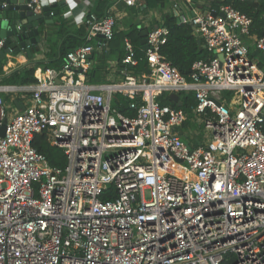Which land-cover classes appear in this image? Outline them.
<instances>
[{"label": "built area", "instance_id": "2783aa9c", "mask_svg": "<svg viewBox=\"0 0 264 264\" xmlns=\"http://www.w3.org/2000/svg\"><path fill=\"white\" fill-rule=\"evenodd\" d=\"M27 6L41 11L39 0ZM216 7L215 16L208 9L177 21L194 27L209 55L188 78L161 54V26L143 50L150 75L124 68L138 60L125 39L121 79L88 83L90 55L113 38L109 6L86 16L88 43L59 69L0 84V264H264V71L244 40L251 18ZM254 46L264 53V35ZM163 93L193 97L206 134L199 143L183 141L187 117L161 105ZM3 94L27 105L7 112ZM116 95L132 116L112 106ZM40 134L62 150L63 166H48L33 147Z\"/></svg>", "mask_w": 264, "mask_h": 264}, {"label": "trees", "instance_id": "16d2710c", "mask_svg": "<svg viewBox=\"0 0 264 264\" xmlns=\"http://www.w3.org/2000/svg\"><path fill=\"white\" fill-rule=\"evenodd\" d=\"M167 2V0H141V5L138 6L137 11L146 12L157 7H162ZM210 6L216 5H230L235 10L240 13L245 14L252 20V26L250 29V34L255 35V37H261L264 35V0H209ZM142 6L144 8L142 9ZM131 8V7H130ZM142 9V10H141ZM159 26L166 27L168 30V35L166 37V42L161 47V54L165 57L166 61L173 67H175L181 76L188 78L191 73V66L194 62L198 60H206L209 55L205 48L201 44L198 45V41L193 34L192 26L188 23L181 24L177 23V18L174 16H169L162 20ZM61 29H59L60 33ZM142 29H138L136 25L130 27L128 31H116L113 29V38L106 43L105 50L101 53H97V60H101L105 57L108 51L110 56L115 55L117 57V71L119 72L123 67L121 65V60L125 55V39H128L135 48V53L137 57V64L135 66H125L127 71L132 75L139 76L145 74L148 71V64L144 58V51L139 44V35ZM86 29L82 28L76 38H66L61 47L59 48V54L56 55V60L52 63H48L45 68L57 67L59 61H63L67 52L76 49L79 46L85 45L88 42L85 38ZM80 37V38H79ZM79 38V39H78ZM80 40V41H78ZM249 56L252 57L251 53L253 48L249 47ZM52 55L57 54L55 49H53ZM58 57V58H57ZM62 65V64H61ZM260 66H262L260 64ZM106 71V66L104 64H94L92 69L87 73V82L94 83L101 78V75ZM35 67L24 68L15 71L7 79L8 83H23L30 84L35 83L36 79L34 77ZM158 101L161 105H168L174 108H180L186 115L187 119L184 126L196 125L195 123H188L193 118L191 108L194 104V100L188 95H183L180 100V106H177L176 102L169 100L168 96L163 93ZM112 106L116 108L119 112L132 116L133 112L129 111L127 101L125 98L116 95L112 100ZM186 139L189 141L190 145L192 139L187 136ZM33 147L46 158L47 164L50 167H61L64 165V154L61 149L57 148L47 142L44 134H40L35 137L32 142ZM110 195H102V200H107Z\"/></svg>", "mask_w": 264, "mask_h": 264}, {"label": "crops", "instance_id": "0c3cea01", "mask_svg": "<svg viewBox=\"0 0 264 264\" xmlns=\"http://www.w3.org/2000/svg\"><path fill=\"white\" fill-rule=\"evenodd\" d=\"M39 3L41 8L50 6V11L54 13V15L51 16L52 22L47 25H42L39 28V37L41 39L39 51L35 52L31 57H28L21 52L16 54L9 49L6 50L4 60L0 61V84L23 85V83L20 82L8 83L7 79L15 71L20 69L35 67L36 73L40 69H45L48 63L54 62L56 60V55L59 54V48L63 41L69 37L77 39L79 31L82 28L86 29L83 23L89 13H94L98 17H101L105 15L107 8L112 6V15L115 20L114 28L116 31H128L131 26L136 25L138 29H142V31L148 30L149 32L154 28L161 27L159 24L162 23L163 19L169 16H174L176 18L184 16L186 19L190 20L195 13L207 11V5L210 6L209 0H167L162 7L142 12L137 11V7L141 5V0H138V6L134 8L125 7L122 3L113 5L110 4L108 0H39ZM143 8L144 6H142V9ZM59 29H61L60 33ZM255 38V35L250 34L249 37L244 39L247 45L249 43L248 48L252 45V52L256 50L254 46ZM53 49H55L57 53L55 56L51 54ZM257 53L259 52L257 51ZM257 53L254 56L251 53L252 57L250 58L255 63H258L259 67L264 71V58L262 60H256L255 57ZM261 53L264 54L263 52ZM96 57H98L97 53H95L93 57L95 64H104L106 66V71L101 75L99 80L103 79L105 83L118 82L121 76L117 71V57L115 55L110 56L109 51L100 61L97 60ZM62 62L59 61L57 67L51 68L59 69ZM260 64L262 66H260ZM99 80H97V82ZM169 95L170 94L167 95L168 98ZM177 96L180 103L183 95ZM189 97L193 99L192 96ZM2 99L4 109L7 112L20 111L27 105V102L24 99L23 101L17 95L3 94ZM6 103H8L7 107L5 106ZM192 117L193 118L188 123H197L196 117L194 115ZM186 127L188 126H182V128ZM182 128L180 129L181 133ZM191 139V144L194 145L196 142L199 143V141L202 140L198 138L196 131H193Z\"/></svg>", "mask_w": 264, "mask_h": 264}, {"label": "water", "instance_id": "95a60500", "mask_svg": "<svg viewBox=\"0 0 264 264\" xmlns=\"http://www.w3.org/2000/svg\"><path fill=\"white\" fill-rule=\"evenodd\" d=\"M4 3L5 7H0V38L5 39L4 49L0 52V61L5 58V51L11 50L14 53L21 52L28 57H31L35 52L39 51V44L41 39L39 37V28L42 25H47L52 22L51 16L54 15L50 11V6L41 8L39 13L33 12L28 6L29 0H0ZM207 9H211V14L216 15L217 7L208 6ZM224 17L222 14H219ZM181 17H177V21ZM193 34L198 41V45L201 44L198 35L192 27ZM148 30H143L139 35V44L143 50H146ZM257 50L252 52L254 56ZM94 57V53L90 55V59ZM147 75H150V71H147ZM169 99L172 102H176L177 106H180L178 96L176 94H170ZM4 128L0 131V135H3Z\"/></svg>", "mask_w": 264, "mask_h": 264}, {"label": "rangeland", "instance_id": "374dc122", "mask_svg": "<svg viewBox=\"0 0 264 264\" xmlns=\"http://www.w3.org/2000/svg\"><path fill=\"white\" fill-rule=\"evenodd\" d=\"M248 45H249V43H248ZM249 47L252 48V45H250ZM263 58H264V54H262L261 52L257 53V55L255 57L256 60H258V59L262 60ZM263 62H264V59H263ZM103 83H105V81L103 79H100L98 81V85H102ZM11 95H16V94H11ZM166 95H168V94H166ZM5 106L7 107L8 103H6ZM193 131H196L199 139H202V137H206V134H205L202 126L198 127L197 125H190L186 128H182V133H183V137H184V138L182 137V139L188 146H190V144H189V141L186 139V137L187 136L191 137L193 134Z\"/></svg>", "mask_w": 264, "mask_h": 264}]
</instances>
